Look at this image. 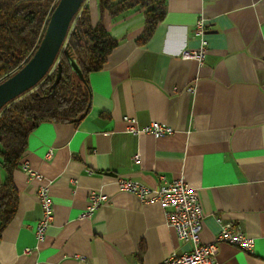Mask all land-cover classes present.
<instances>
[{"label":"crops","instance_id":"obj_1","mask_svg":"<svg viewBox=\"0 0 264 264\" xmlns=\"http://www.w3.org/2000/svg\"><path fill=\"white\" fill-rule=\"evenodd\" d=\"M164 1V17L143 44L136 43L142 12L104 15L117 45L88 75V113L76 124L46 121L30 131L21 162L39 177L30 182L21 167L13 173L18 204L2 231L0 264H161L189 250L166 224L160 201L141 202L119 188L118 176L149 187L161 177L183 178L200 203L201 242L223 223L253 239L250 253L220 243L217 264H264V0ZM85 4L95 26L97 1ZM200 15L208 41L201 66L181 56L198 45ZM124 115L137 127L156 121L172 132L128 133ZM37 183L48 185L53 203L41 241ZM90 190L107 201L83 218Z\"/></svg>","mask_w":264,"mask_h":264},{"label":"trees","instance_id":"obj_2","mask_svg":"<svg viewBox=\"0 0 264 264\" xmlns=\"http://www.w3.org/2000/svg\"><path fill=\"white\" fill-rule=\"evenodd\" d=\"M58 0H0V81L21 67L38 46ZM85 1L73 17L65 48L79 65L82 79L71 70L63 51L52 68L34 87L8 102L0 111V238L14 216L18 190L14 171L20 167L30 131L41 122L78 123L90 109L88 75L102 69L117 41L101 21L128 10L142 12L144 28L136 43L143 44L165 14L164 0H96L100 21L91 26Z\"/></svg>","mask_w":264,"mask_h":264},{"label":"built area","instance_id":"obj_3","mask_svg":"<svg viewBox=\"0 0 264 264\" xmlns=\"http://www.w3.org/2000/svg\"><path fill=\"white\" fill-rule=\"evenodd\" d=\"M206 29L205 19L201 15L198 16L193 23V36L196 38L198 45L194 48L183 49L181 52L182 57L195 59L199 66L204 63L208 51ZM187 90L193 92L194 86L188 85ZM122 119L126 123L125 131L128 133L145 132L155 138H163L172 132L171 127L156 121H151L143 127H137L135 118L124 115ZM45 156L47 159L52 157L51 149L46 151ZM20 167L27 172L30 182L39 177L38 172L31 169L28 162H21ZM160 179L163 181L154 187H149L124 176L116 178L120 189L136 195L141 202L144 203L152 199L159 200L166 218V224L173 229L177 240L190 244L189 250L183 253L178 254L173 251L166 255L161 264H217L216 254L220 243L232 245L248 253L252 252V237L245 235L241 229L231 223L221 224L219 232L212 241L208 243L201 242L200 233L203 215L197 195L181 177L170 181L164 180L163 177ZM36 195L39 198L41 215L35 224L34 233L36 239L41 241L53 218V203L46 184L37 183ZM106 201V195L90 190L88 192V203L81 217L90 218L92 213ZM29 251V248L24 249L25 253Z\"/></svg>","mask_w":264,"mask_h":264},{"label":"water","instance_id":"obj_4","mask_svg":"<svg viewBox=\"0 0 264 264\" xmlns=\"http://www.w3.org/2000/svg\"><path fill=\"white\" fill-rule=\"evenodd\" d=\"M84 0H58L52 10L43 36L28 60L13 73L0 81V111L10 101L37 85L52 69H56V78L61 74L60 64L55 61L57 54L63 51L71 70L82 79V73L76 60L65 48L66 35L70 23Z\"/></svg>","mask_w":264,"mask_h":264},{"label":"rangeland","instance_id":"obj_5","mask_svg":"<svg viewBox=\"0 0 264 264\" xmlns=\"http://www.w3.org/2000/svg\"><path fill=\"white\" fill-rule=\"evenodd\" d=\"M2 178H3V172H2V170L0 169V181L2 180Z\"/></svg>","mask_w":264,"mask_h":264}]
</instances>
